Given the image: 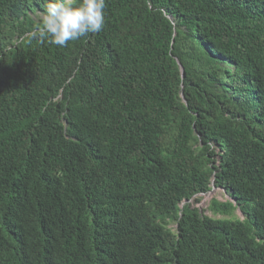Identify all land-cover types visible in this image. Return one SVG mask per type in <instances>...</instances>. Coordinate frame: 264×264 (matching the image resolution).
Here are the masks:
<instances>
[{
	"label": "trees",
	"instance_id": "trees-1",
	"mask_svg": "<svg viewBox=\"0 0 264 264\" xmlns=\"http://www.w3.org/2000/svg\"><path fill=\"white\" fill-rule=\"evenodd\" d=\"M44 3L0 0V264H264V0H106L65 47Z\"/></svg>",
	"mask_w": 264,
	"mask_h": 264
},
{
	"label": "clouds",
	"instance_id": "clouds-1",
	"mask_svg": "<svg viewBox=\"0 0 264 264\" xmlns=\"http://www.w3.org/2000/svg\"><path fill=\"white\" fill-rule=\"evenodd\" d=\"M105 9L106 0H45L37 25L26 33V38L29 43L47 40L65 47L69 41L100 32L105 25Z\"/></svg>",
	"mask_w": 264,
	"mask_h": 264
},
{
	"label": "rangeland",
	"instance_id": "rangeland-1",
	"mask_svg": "<svg viewBox=\"0 0 264 264\" xmlns=\"http://www.w3.org/2000/svg\"><path fill=\"white\" fill-rule=\"evenodd\" d=\"M38 13L39 12L36 11L32 15L37 18ZM206 195H207V193L199 195L198 196V199H199L198 202H194L193 201V204L196 207H198L201 212H202V210H205L204 213L207 214V215H211L210 212L206 210V208H207V206H208V204H209L211 199L216 198V199H218L220 201H225L226 199H228L227 194L220 187L213 188V191L211 192L210 196L206 197ZM235 213L238 214V215H241L238 210H235Z\"/></svg>",
	"mask_w": 264,
	"mask_h": 264
},
{
	"label": "bare ground",
	"instance_id": "bare-ground-1",
	"mask_svg": "<svg viewBox=\"0 0 264 264\" xmlns=\"http://www.w3.org/2000/svg\"><path fill=\"white\" fill-rule=\"evenodd\" d=\"M211 195V192L210 193H207L206 197L210 196Z\"/></svg>",
	"mask_w": 264,
	"mask_h": 264
},
{
	"label": "water",
	"instance_id": "water-1",
	"mask_svg": "<svg viewBox=\"0 0 264 264\" xmlns=\"http://www.w3.org/2000/svg\"><path fill=\"white\" fill-rule=\"evenodd\" d=\"M181 70H182V67H181ZM213 189V187L209 190V192Z\"/></svg>",
	"mask_w": 264,
	"mask_h": 264
}]
</instances>
